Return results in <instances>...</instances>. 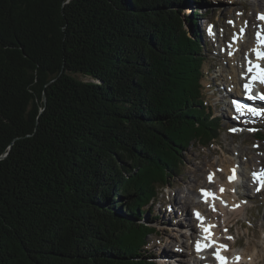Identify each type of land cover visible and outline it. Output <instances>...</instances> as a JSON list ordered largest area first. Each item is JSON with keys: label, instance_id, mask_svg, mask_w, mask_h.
<instances>
[{"label": "trees", "instance_id": "1", "mask_svg": "<svg viewBox=\"0 0 264 264\" xmlns=\"http://www.w3.org/2000/svg\"><path fill=\"white\" fill-rule=\"evenodd\" d=\"M204 4L0 0V264H153L159 190L222 124Z\"/></svg>", "mask_w": 264, "mask_h": 264}, {"label": "rangeland", "instance_id": "2", "mask_svg": "<svg viewBox=\"0 0 264 264\" xmlns=\"http://www.w3.org/2000/svg\"><path fill=\"white\" fill-rule=\"evenodd\" d=\"M205 3L207 5L200 7H185L187 11L183 10V14L191 17V8H194L193 11L198 10L201 15L197 38L205 46L204 56L207 61L205 100L215 116L222 121L219 138L207 148L191 145L183 152L184 161L180 174L175 176L176 179L170 187L159 190L160 203L155 202L151 208L153 215H156L154 226L157 234L148 237L149 244L145 248V255L150 256L153 264H183L191 261L185 256L187 249L192 251L193 248L188 242L186 232L190 231L196 237L199 232L196 221L193 220L195 207L191 206L190 201L195 198L194 201L197 202L201 197L200 190L208 185L206 177L211 170L217 174L215 181L218 184L226 183L228 175L224 168L235 164L243 174L239 181L243 185L237 189L234 184L233 192L229 195L236 203H242V210H227L222 215L220 211L209 210L205 204L201 203L199 207L207 218L216 223H225L228 230L225 239L231 244L233 255H250L255 252L259 257L256 264H264V192L254 193L256 183L251 180L252 172L264 170V140L258 137L264 134V117L255 119L254 131L243 130L233 134L235 126H242L232 120L230 111H225L230 97L234 99L241 95V81L238 83L235 79H239L244 71L245 59L251 51L245 52L255 27V14L263 10L264 0H205ZM190 24L184 27L186 31L190 30ZM207 26L211 27L209 33L206 32ZM238 28L247 30L244 31L245 41H239V44H246L242 50L240 47L237 50V46L232 43L233 38H238V35H234ZM186 193L189 196L185 202L186 199L182 200V197ZM222 232L224 234L226 230Z\"/></svg>", "mask_w": 264, "mask_h": 264}, {"label": "bare ground", "instance_id": "3", "mask_svg": "<svg viewBox=\"0 0 264 264\" xmlns=\"http://www.w3.org/2000/svg\"><path fill=\"white\" fill-rule=\"evenodd\" d=\"M262 1V0H261ZM264 9V8H263ZM247 31V30H246ZM248 33H249V30H248ZM244 35H245V33H244ZM248 37V36H247ZM251 40H250V43L248 44V46H247V50L245 51V52H247V51H249V50H252V48H253V45L255 44V39H253V37L252 38H250ZM233 40V39H232ZM237 40H238V38L236 39V41H235V43L237 44ZM257 41V40H256ZM240 43V42H239ZM243 45H246V44H237V50H238V48L240 47L241 48V50H242V48H243ZM244 52V51H243ZM250 55V54H249ZM248 55V58H250L251 59V57H252V54L249 56ZM247 56V55H246ZM249 59V60H250ZM246 70H247V65H246V63L244 64V71H243V73H242V76H246ZM250 77L247 75L246 76V82H247V80L249 79ZM233 79H235V77H233ZM240 80H241V77L239 78ZM239 79H235V81L236 82H238L239 83ZM242 82V81H241ZM244 82V81H243ZM239 91V90H238ZM234 168H236V165L234 164V165H231V166H229V167H227V168H224V171L227 173V175H228V177L230 178V177H232L233 176V169ZM232 169V170H231ZM235 170V169H234ZM235 177H238V182L241 180V178L243 177V174L242 173H240L239 171H238V173L235 171ZM217 179V174L215 173V175H214V178H213V181L215 182V180ZM229 180L230 179H228V183H226V184H223L226 188L228 187V190H230V191H233V187H234V184L235 183H230L229 182ZM235 180V179H234ZM233 181V180H232ZM216 183V182H215ZM213 183H211V185H212ZM205 189V188H204ZM201 191V190H200ZM189 193V192H188ZM184 195V194H183ZM187 196H189L187 193H186V195H184L183 197H182V200H185V202L187 201V199H188V197ZM217 199H219L220 200V202H216L215 203V200H211L210 201V203L213 205V206H210V208H209V210L211 209V210H215V211H220L221 212V214L222 215H224V213L228 210H238L237 212H240L241 210H242V208H243V205L241 206V205H239L240 207H238V208H236V202L233 200V198H232V196L231 195H228V194H223V195H219V196H215ZM194 199L195 198H192L191 199V201H190V204H191V206L193 205V207H195V208H193V215H194V218L196 217V221H201L202 219H203V217H204V215H205V213L203 212V210L201 209L200 210V207H199V205H201V198L199 197L198 198V201L197 202H195L194 201ZM206 205V204H205ZM230 206H232L233 208H231ZM236 212V213H237ZM197 213H199L200 214V218L201 219H198L197 218ZM184 215V214H183ZM184 222L186 223V221L184 220ZM196 223H198V222H196ZM212 224H214V228H216V234H215V236L211 239V241L212 242H214V241H216L215 243H217V251L219 250V252H220V255H222L223 257H225L226 259H227V264H256V260H257V258H259L258 257V254L257 253H250V255H246V254H244V253H242V254H240V255H235V257H232L231 259H230V261L228 260V258L226 257V254H225V252H224V250H222V249H219L218 248V246L219 245H224V243H222V242H220L219 241V238H221V235L223 234V232L222 231H224L225 230V223L223 222V223H221L220 224V230H219V226L216 224V226H215V223L213 222ZM186 227H189V225L187 226L186 225ZM194 230V229H193ZM226 233V232H225ZM192 236V238L195 240L196 239V236H195V234L194 235H191ZM202 236V235H201ZM196 243H197V241H196ZM202 245L204 244V242H200ZM226 245H229L228 243H226ZM207 248V247H206ZM203 249H205V248H202L199 252L197 251V249H196V244L193 246V248H192V251L191 250H189V249H187V252H186V254H185V256L187 257H189L190 258V260L191 261H193L194 262V264H201L200 262H199V254H200V252L203 250ZM237 257H239V260L237 261L236 260V258ZM242 261V262H241ZM207 262V261H206ZM153 263V262H152ZM180 263H182V262H180ZM185 263V262H184Z\"/></svg>", "mask_w": 264, "mask_h": 264}, {"label": "snow or ice", "instance_id": "4", "mask_svg": "<svg viewBox=\"0 0 264 264\" xmlns=\"http://www.w3.org/2000/svg\"><path fill=\"white\" fill-rule=\"evenodd\" d=\"M260 19L264 20V15H262L260 17ZM231 23V22H230ZM256 38H257V42L258 45L260 47H264V36H261L260 33L256 34ZM253 51L255 52V56H256V60L260 61V60H264V51H260L257 49H253ZM249 67H248V72L252 74V80L256 81L259 80V82L264 83V68H261V66L257 63V64H253L251 60H249ZM245 91L246 93H248L247 98L248 99H252L253 97L251 96V92H250V87L248 84L244 85ZM261 99H264V96H261ZM235 104V107L237 109V111H241L242 110H247L251 113H253L254 115H264V111L262 110H258L256 108H252V107H246L244 105L239 104L238 102L234 101L233 102ZM233 131H235V129H233ZM249 131H254V129H249ZM212 177L209 176V181H211ZM230 181L235 179V170L233 169V176L229 178ZM253 182L258 183L259 187L257 188V191L260 190V188H264V170H262L261 173L257 174V173H253ZM221 191H223V189H221ZM201 194L202 196H204L206 199L208 197H211L213 200L216 199L215 195L212 193H208L204 190H201ZM236 207H239V205H237ZM198 219H201L199 216V213L196 214ZM206 232V236H205V240L207 241V243L205 244H201L199 241H197L196 243V249L199 252L202 248H206L208 246L211 245L212 241H211V233L209 232L208 229H205ZM228 239H232V237H228ZM219 249L222 250H227L225 245H219L218 246ZM216 259L220 262V264H227V259L225 257H223L222 255H220L219 250L216 253ZM236 260H239V257L236 258Z\"/></svg>", "mask_w": 264, "mask_h": 264}]
</instances>
